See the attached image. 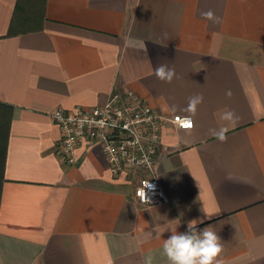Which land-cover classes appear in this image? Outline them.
I'll use <instances>...</instances> for the list:
<instances>
[{
  "label": "crops",
  "instance_id": "1",
  "mask_svg": "<svg viewBox=\"0 0 264 264\" xmlns=\"http://www.w3.org/2000/svg\"><path fill=\"white\" fill-rule=\"evenodd\" d=\"M114 90L166 117L203 96L192 129L162 127L163 203L141 204L142 173L111 171L98 143L56 152L49 113ZM192 220L222 264H264V0H0V264H169L164 239Z\"/></svg>",
  "mask_w": 264,
  "mask_h": 264
},
{
  "label": "built area",
  "instance_id": "2",
  "mask_svg": "<svg viewBox=\"0 0 264 264\" xmlns=\"http://www.w3.org/2000/svg\"><path fill=\"white\" fill-rule=\"evenodd\" d=\"M49 115L61 131L56 152L64 161L74 162L79 144L98 143L111 171L134 169L142 173L134 188L141 204L167 201L155 176L161 131L166 122L183 127L188 115L162 116L131 90H114L104 103L94 107L56 108Z\"/></svg>",
  "mask_w": 264,
  "mask_h": 264
},
{
  "label": "clouds",
  "instance_id": "3",
  "mask_svg": "<svg viewBox=\"0 0 264 264\" xmlns=\"http://www.w3.org/2000/svg\"><path fill=\"white\" fill-rule=\"evenodd\" d=\"M201 16L213 23L220 22V18L215 16L211 10L201 12ZM154 74L158 80L167 83H171L176 77L175 69L168 67L166 64L156 67ZM225 95L230 97L231 91L228 90ZM202 102L203 96L201 94L189 98L185 111L190 116L184 120L183 127L185 129L190 130L193 128L194 122L191 116L195 115L197 106ZM223 118L233 124L237 122L235 114L231 111L226 112ZM227 132L228 128L212 130L213 135L221 143L227 142ZM198 223H203V221H189L185 232H172L168 239H164L160 254L167 258L169 264H222V261L218 259L223 251L220 237L216 231L212 230V227L197 230ZM145 264H153L152 255L146 257Z\"/></svg>",
  "mask_w": 264,
  "mask_h": 264
}]
</instances>
